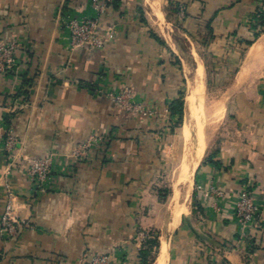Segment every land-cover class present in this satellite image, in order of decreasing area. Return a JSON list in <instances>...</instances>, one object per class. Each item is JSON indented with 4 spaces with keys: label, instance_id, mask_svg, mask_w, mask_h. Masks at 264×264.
I'll use <instances>...</instances> for the list:
<instances>
[{
    "label": "crops",
    "instance_id": "1",
    "mask_svg": "<svg viewBox=\"0 0 264 264\" xmlns=\"http://www.w3.org/2000/svg\"><path fill=\"white\" fill-rule=\"evenodd\" d=\"M148 1L108 0L102 21L116 32L90 50L72 46L63 18L95 15L92 0H0V41L18 44L16 67L0 73V264H83L96 254L111 264H140L145 254L159 264L164 239L162 264H264V213L245 240L234 214L244 187L264 204V31L245 47L261 29L249 20L264 0H171L185 7L174 26L211 53L193 77L202 64L204 97L212 85L220 98L189 211L176 225L167 177L184 153L191 83L180 46L153 28ZM157 1L163 21L168 0ZM125 87L158 114L128 112L108 97ZM181 97L183 111L172 113ZM8 132L20 163L52 156L45 190L10 165ZM92 135L102 138L75 157ZM11 194L28 226L9 236L1 217Z\"/></svg>",
    "mask_w": 264,
    "mask_h": 264
},
{
    "label": "built area",
    "instance_id": "2",
    "mask_svg": "<svg viewBox=\"0 0 264 264\" xmlns=\"http://www.w3.org/2000/svg\"><path fill=\"white\" fill-rule=\"evenodd\" d=\"M108 0H92L93 6L96 9L95 15H66L63 20L66 29L70 33L71 43L73 47H84L90 50L103 48L105 40L111 38L115 32L116 27L114 24H103V17L107 11ZM178 13L181 16L185 14V7L181 3H176ZM264 14V5L260 10ZM257 22L256 17L249 20L251 28ZM260 28V26L258 27ZM18 44L15 41L4 42L0 41V73H6L8 69H14L17 65L16 49ZM108 97L111 98L117 105L124 108L128 112L153 116L157 115L155 109L149 108L141 102L135 101L132 98L130 88H123L119 91H109ZM167 113L169 110L166 111ZM101 136L92 135L87 141L79 144L74 150L73 155L80 157L86 155L92 147L101 140ZM15 138L8 132L5 145L10 160V165L21 168L26 172L28 177L35 184L36 189L45 190L49 177L53 171V158L48 156L40 159H33L30 163H20L14 153ZM218 192V191H217ZM220 193V192H219ZM8 200L6 209L2 214V232L6 235L12 236L18 231L28 226V221L20 219L15 214L13 201ZM264 213V204L260 205L257 201L255 193L249 188L244 187L239 196L235 200L234 214L238 226L240 227V240L247 239L250 232L258 229L261 226ZM83 261V264H111V257L109 254H96Z\"/></svg>",
    "mask_w": 264,
    "mask_h": 264
},
{
    "label": "bare ground",
    "instance_id": "3",
    "mask_svg": "<svg viewBox=\"0 0 264 264\" xmlns=\"http://www.w3.org/2000/svg\"><path fill=\"white\" fill-rule=\"evenodd\" d=\"M148 4L151 7L154 21L156 23H162L163 21L158 11V1H148ZM204 92V68L203 65L200 64L195 71L193 81L191 80V92L187 98V115L192 123L186 124L182 131L185 142L184 153L177 168V179H175L173 184L174 192L171 206L174 209L173 211H175L174 225L178 224L182 215L189 211L188 204L193 188L194 171L206 147L204 123L202 120L205 112L203 107ZM219 113L220 111L216 110L214 116H219ZM166 256L167 240L164 239L159 264L165 261Z\"/></svg>",
    "mask_w": 264,
    "mask_h": 264
},
{
    "label": "rangeland",
    "instance_id": "4",
    "mask_svg": "<svg viewBox=\"0 0 264 264\" xmlns=\"http://www.w3.org/2000/svg\"><path fill=\"white\" fill-rule=\"evenodd\" d=\"M165 1L166 0H161L160 1V7L162 8L163 6H165ZM171 0L167 1V5L165 6L166 11L168 12V17H164L163 23L162 24H157L154 23L151 20V23L153 25V28L158 32L163 34L166 39H168L169 43L172 44L173 47H175V45L180 46L181 48V58L182 61L184 63V67H185V71H186V75L188 77V81L189 83H191L192 77H193V72L195 69V66L197 63H204V60L209 61L211 59V53L208 51L207 48L205 47H196V43L194 41H192L191 36L188 33H185L182 28H178L175 27L174 24L177 23L179 26V24H181L183 22L184 17L179 15H176V13L174 11H172L171 8ZM149 11V16H150V9L148 8ZM175 14H174V13ZM177 12V11H176ZM173 22V23H172ZM202 36L199 35L198 39H201ZM207 37H203V41L204 39H206ZM214 66V64H211ZM210 66V65H208ZM211 68V67H210ZM220 100L219 98V91L216 90L212 85H210V87L208 88V90L206 91L205 97H204V115H203V123H204V133H205V138L208 140V136L211 135L212 130L215 126L216 123H218V119L213 116V114L215 113V111L217 110V108H219V103L218 101ZM182 125H186V124H191L192 122L190 121L188 115H187V110L185 109L184 111V118L181 121ZM189 122V123H188ZM193 125V124H192ZM193 127V126H192ZM181 131V127L179 126V128L176 130L177 134H180ZM181 148H182V140L181 143H179ZM168 183L173 184L175 179H177V168L176 170H172L170 169V172L168 174ZM193 190V188H192ZM192 193V192H191ZM191 199V198H190ZM190 202V201H189ZM162 230H155L152 232L153 235V239L159 235H162Z\"/></svg>",
    "mask_w": 264,
    "mask_h": 264
},
{
    "label": "trees",
    "instance_id": "5",
    "mask_svg": "<svg viewBox=\"0 0 264 264\" xmlns=\"http://www.w3.org/2000/svg\"><path fill=\"white\" fill-rule=\"evenodd\" d=\"M170 3H171L170 5H171L172 10L176 11L177 10L176 3L174 1H171ZM256 19H257V26H260L261 29L258 32H256L253 35V37H251L245 41V47L251 45L254 42V40L258 37L260 32L264 31V14H261L260 12L257 13ZM183 107H184V101H183V97H181V99L177 100L176 104L172 107V113H174L177 110L182 112ZM181 119H182V117H181ZM157 245H158V239L157 238L151 241L152 247H155ZM140 264H150V261L148 259H146L145 254H144L143 259H142Z\"/></svg>",
    "mask_w": 264,
    "mask_h": 264
}]
</instances>
